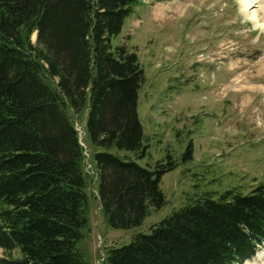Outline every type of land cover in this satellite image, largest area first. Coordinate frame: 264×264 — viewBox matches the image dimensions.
Wrapping results in <instances>:
<instances>
[{"label":"trees","instance_id":"obj_1","mask_svg":"<svg viewBox=\"0 0 264 264\" xmlns=\"http://www.w3.org/2000/svg\"><path fill=\"white\" fill-rule=\"evenodd\" d=\"M137 1L0 0V264H90L76 248L88 197L68 110L86 112L111 227L139 226L165 204L160 181L176 166L169 156L151 168L106 152L145 155L137 111L144 73L135 53L112 45ZM182 159H192L191 142ZM263 243L260 184L247 195L201 197L110 248L103 264H242Z\"/></svg>","mask_w":264,"mask_h":264},{"label":"rangeland","instance_id":"obj_2","mask_svg":"<svg viewBox=\"0 0 264 264\" xmlns=\"http://www.w3.org/2000/svg\"><path fill=\"white\" fill-rule=\"evenodd\" d=\"M256 1L257 23L245 19L240 0H139L132 6L112 45L135 53L144 73L137 111L145 155L106 152L151 168L169 156L176 166L160 181L163 207L150 209L139 226L111 227L99 200L86 112L68 110L83 153L88 224L76 248L86 262L103 264L110 248L149 234L205 195H247L264 184V0ZM190 142L192 159L183 161ZM242 264H264V243Z\"/></svg>","mask_w":264,"mask_h":264},{"label":"bare ground","instance_id":"obj_3","mask_svg":"<svg viewBox=\"0 0 264 264\" xmlns=\"http://www.w3.org/2000/svg\"><path fill=\"white\" fill-rule=\"evenodd\" d=\"M242 6H243V11H244V17L246 20L252 21L257 23V15L254 12V10H251L252 8L255 7L257 1L256 0H240ZM36 37V32L32 34V38L35 39Z\"/></svg>","mask_w":264,"mask_h":264}]
</instances>
